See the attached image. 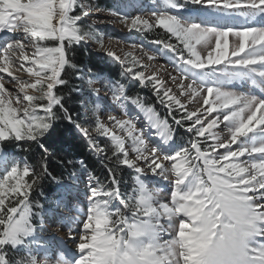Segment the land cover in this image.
<instances>
[{"label":"snow or ice","instance_id":"snow-or-ice-1","mask_svg":"<svg viewBox=\"0 0 264 264\" xmlns=\"http://www.w3.org/2000/svg\"><path fill=\"white\" fill-rule=\"evenodd\" d=\"M102 11L92 0H0V264H264V0H164L147 18L107 10L130 34L163 30L132 45L140 55L85 28ZM89 43L166 115L90 69L84 113L69 111L58 92L67 69L80 71L72 50ZM105 88L123 115L109 114ZM65 120L105 178L81 160L86 204L50 217L64 238L45 237L49 209L33 193L50 175L45 142ZM33 144L39 171L16 155ZM79 179L69 173L60 192Z\"/></svg>","mask_w":264,"mask_h":264},{"label":"trees","instance_id":"trees-1","mask_svg":"<svg viewBox=\"0 0 264 264\" xmlns=\"http://www.w3.org/2000/svg\"><path fill=\"white\" fill-rule=\"evenodd\" d=\"M98 5L102 6L101 0H98ZM72 62L77 65L80 69L79 72L73 69H67V75L64 79L67 81L66 85L60 87L58 94L62 95L65 100V106L69 111L73 112L75 115L79 112L82 115V111L79 105L80 100L83 99V93L80 92L81 80L78 75L82 72L83 67L88 64L91 68H104L109 76L118 77L119 70L117 67H113L110 64H105V66H98V61L94 54H88L86 52L85 46H77L72 52ZM137 92H140L138 90ZM132 92L131 95L134 97L139 96L141 93ZM143 95V94H141ZM45 146L48 149L49 159H48V172L49 176L45 177L40 186L33 193V199L39 202L44 197H49L54 191L55 180L62 179L68 176L72 169L77 166V159H84L86 164L93 169L101 178H105V171L101 165L94 161L91 155L86 151V146L77 138L74 128L66 120L63 122H58L56 129L53 134L45 142ZM10 148H15V145H9ZM23 147H28V145H23ZM17 156H22L28 160V162L34 165L37 171L40 170L39 163L41 157L44 155L42 150L38 148L35 144L31 145V151L29 152H17ZM70 162V163H69ZM128 172H125L122 176L123 181L127 180ZM55 177V179H53Z\"/></svg>","mask_w":264,"mask_h":264},{"label":"rangeland","instance_id":"rangeland-1","mask_svg":"<svg viewBox=\"0 0 264 264\" xmlns=\"http://www.w3.org/2000/svg\"><path fill=\"white\" fill-rule=\"evenodd\" d=\"M92 2L96 5L99 4L98 0H92ZM101 2L103 3V5L102 6L98 5V6L100 9H102L104 11L100 12V14H98V15H93L90 20H86L85 21V28H87L88 26L95 23V27L97 28V30L100 31L105 36L106 44H107V41L110 39L111 40L110 46L114 50H116L119 54H123V52H127V51H133V53L135 55H140L141 53L137 49L132 48L133 44L139 45L141 43H145V41H151V40L155 39L157 37V35L163 34L162 29L158 30L156 32H151V33H146V34H140V33H136L135 35L130 34L128 32V29L124 25H122L118 21L114 20V18L108 14L107 10L115 9V10L123 12V13L131 14V15H141V16H144L145 18H147L148 16H150L151 12L156 10L158 7H161V8L164 7V0H101ZM213 11H216V10H213ZM212 17H214V16H212ZM109 21H112V23H108ZM237 40H238V38L232 36L231 34L229 35V37H228L229 52H231L233 47L236 45ZM213 46H214V42H213ZM85 49H86V52L88 54H90V53L94 54L95 58L100 63H102V64L109 63L114 67L117 66L120 69L118 64H115L111 60L106 58L105 53L98 52L96 45L94 43H89L87 46H85ZM155 63L157 65H164L165 67H168L169 71L172 70L171 67L168 65L167 59L164 57L159 58ZM89 69L93 73H102L100 71V69H92L90 66H88V64L85 65V67H83V71L81 72V76H80L81 77V86H82L81 88L83 90H86V92L88 94L86 97L87 99L89 97V92H88V88H87V81L90 78ZM109 78H111V77H109ZM111 79H114V78H111ZM114 80H120L121 83L126 84L128 89H129L128 94L131 92V90H133V89L137 90V88L142 87L138 83H132L130 81L122 80L121 78L120 79H114ZM145 90L146 91H144L142 98L146 99L149 104L154 105L157 108V110L161 113L162 116L166 115L164 109L156 103L155 98L151 92V89L145 88ZM102 95L107 96L108 102L112 105V107H110L109 110L110 109L114 110L113 112L115 114L116 113L120 114V112L117 110V108H119L120 106L112 101L111 93L108 91L107 88H105L102 91ZM91 102H92V100H91ZM91 102L89 101V106L94 107V105L97 101H95L94 103H91ZM131 107H133V106H131ZM102 108H104L103 103H101V109ZM124 111H125V109H124ZM121 115H123V114H121ZM77 176L81 177L82 174H77ZM85 178L86 177H82L78 181H74L75 184L78 185V188H75V190H73L74 192H71V196L74 194V195H76L75 197H79L78 192L82 191L81 187L84 186V184L86 182ZM128 182L131 183V180ZM158 187H163V186L160 185ZM60 194H61V196L56 201H50L48 203H41V204H44L45 208L49 209L48 218H46V227L49 228V227H54L55 225H58V227L61 228V231H64L59 223L53 224L51 222V219H50V217H52L54 214L59 215L65 209V207L68 204H71L70 202H67L63 206H61L63 201H65V198L67 195L64 196V194L61 192H60ZM62 196H64V198L61 201ZM71 196H70V198H71ZM58 201H61V202L58 204L57 203ZM47 234H48V231H45L42 235L43 236L46 235L45 237H47L48 236ZM41 243L43 244L44 241L42 240Z\"/></svg>","mask_w":264,"mask_h":264},{"label":"bare ground","instance_id":"bare-ground-1","mask_svg":"<svg viewBox=\"0 0 264 264\" xmlns=\"http://www.w3.org/2000/svg\"><path fill=\"white\" fill-rule=\"evenodd\" d=\"M158 8H161V7H158ZM210 16L211 15H209V17ZM209 17H208V19L210 21H215L217 23H225V22H227V21H225L224 19H222L219 16H215L214 18H209ZM113 111L114 110H111V109L109 110L108 109L109 114H112V115H121V113L120 114H118V113L115 114ZM85 180L87 181V176H86ZM81 189H82V191H79L78 192L79 197H75L76 195L73 194L71 196V198H70V203L71 204H68L65 207V209L59 215H63V216H74V215L77 214L78 209L82 208L86 204V198H85V194H84V186H82ZM72 192H74V191H72ZM63 230L64 231H61V228L58 227V225H55L54 227L47 228V231H48V234L47 235L50 236L51 234H55L58 238H64L67 229L66 228H63ZM67 244H68L69 247H71L72 246L71 240H67Z\"/></svg>","mask_w":264,"mask_h":264}]
</instances>
